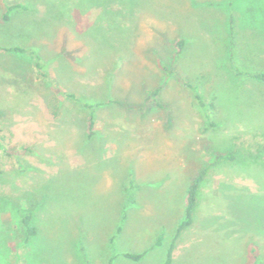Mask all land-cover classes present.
Wrapping results in <instances>:
<instances>
[{
	"label": "rangeland",
	"instance_id": "374dc122",
	"mask_svg": "<svg viewBox=\"0 0 264 264\" xmlns=\"http://www.w3.org/2000/svg\"><path fill=\"white\" fill-rule=\"evenodd\" d=\"M16 4L0 46H32L50 78L0 50V135L31 150L29 170L0 158V264H163L208 164L173 264H247L249 245L264 264V85L248 76L264 71V0H0V17ZM156 86L163 108H146ZM17 209L33 211L25 246Z\"/></svg>",
	"mask_w": 264,
	"mask_h": 264
},
{
	"label": "trees",
	"instance_id": "16d2710c",
	"mask_svg": "<svg viewBox=\"0 0 264 264\" xmlns=\"http://www.w3.org/2000/svg\"><path fill=\"white\" fill-rule=\"evenodd\" d=\"M24 11L26 10V7L20 4H16V5H10V6H6L4 9L3 14L0 17V21L1 23H10L12 21V17L18 13V11ZM230 25H232V21H230ZM233 27H230V35L231 37L233 36ZM235 34V33H234ZM180 41L176 42L175 45L176 46H181ZM0 50H4L7 51L9 53H13V54H19V55H25L26 57H28L33 65V69L35 70L36 73V77L38 79H45V80H49L50 76L48 73L49 70V65L48 63L38 54L37 50H35V48H33L32 46H23V45H11L9 47H2L0 46ZM234 48L231 49V53H232V58L235 55V53L233 52ZM234 60V59H233ZM233 63H235L238 67L237 61H233ZM238 72L239 74H241L239 67H238ZM249 78L264 85V71H255L253 73H250ZM161 87L160 86H156L155 88L151 89V90H146V108H157V109H161L163 108V105L160 103V101L158 100V95L160 92ZM194 97L197 100V104L200 108H202V112L205 116V119L207 121V124L210 126H213L210 120V111H213L215 106L213 103V100L210 99L209 101L204 99L203 97H201L198 93H196L194 91ZM75 99V97H74ZM78 105L81 108H89V106L87 104H82L81 102L78 103ZM138 107L135 106H129L127 107V110H133V109H137ZM93 114H90V119L88 122V128L89 130L92 129L93 127ZM93 133H91L92 135ZM4 137L2 135H0V158L1 157H7V158H12L15 160V163L19 166V168L23 171L25 170H29L30 167L28 164H26L25 162H23L19 156L17 155V151L19 150H25L27 152H30L31 150L29 148H25V147H18V148H13L10 149L8 148L6 145H4ZM235 153L232 151H225V152H218L216 154V159H215V163L217 162H221V161H232L234 159ZM213 166V164H208L207 166L203 167L197 174H195L188 185L187 191H186V196H185V201H184V206H183V216L182 219L180 220V222L177 224L176 228H175V232L173 235V239L170 243V246L168 248L167 251V255H166V259L164 261L163 264H173V255L172 252L175 248V243L176 241L185 233V231L187 229H189L194 222V217H195V213L197 210V204H198V198L200 195V190H201V186L203 184V181L205 179V176L209 170V168ZM4 172L0 170V178H2V176L4 177ZM6 175V174H5ZM131 189L134 187L133 181L130 180L129 181V186ZM127 187V188H128ZM126 193L130 194V200H131V192L129 189L125 190ZM17 213V217L19 220V225H20V234L22 236V244L23 246H25L32 237H34L37 233L36 228L32 225V217H33V211L32 210H20L17 209L16 211ZM118 231H120V228H118ZM162 238V235H160L158 237L157 240V245L160 243ZM249 256V263L247 264H255L256 260L258 258V254L256 252V249L254 246L249 245L247 247V252H246ZM124 258L126 259H130L133 261H138L142 258L143 254H132V253H124L122 255ZM84 259L86 258L85 255L83 256ZM112 261V260H111ZM111 261H109L108 264H111Z\"/></svg>",
	"mask_w": 264,
	"mask_h": 264
}]
</instances>
